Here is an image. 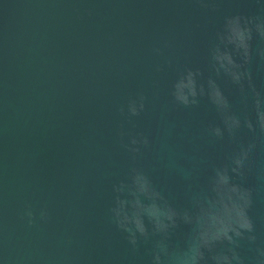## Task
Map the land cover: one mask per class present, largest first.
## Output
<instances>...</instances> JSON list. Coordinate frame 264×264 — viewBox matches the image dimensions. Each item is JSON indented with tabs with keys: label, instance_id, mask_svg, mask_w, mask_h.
Returning a JSON list of instances; mask_svg holds the SVG:
<instances>
[{
	"label": "water",
	"instance_id": "1",
	"mask_svg": "<svg viewBox=\"0 0 264 264\" xmlns=\"http://www.w3.org/2000/svg\"><path fill=\"white\" fill-rule=\"evenodd\" d=\"M232 16L251 20L247 62L233 56L248 73L242 88L210 56L233 50L224 38ZM257 22L264 0H0V264H153L161 236L148 219V235L132 244L113 212L120 202L123 214L138 211L133 171L177 212L164 242L182 248L193 228L182 214L199 213L205 196L216 208L228 200L210 177L249 144L229 175L248 193L253 228L217 247H231L239 264H264V132L252 108L254 92L264 98ZM188 71L196 95L185 105L174 92ZM210 81L240 120L231 133ZM130 102L143 108L133 115Z\"/></svg>",
	"mask_w": 264,
	"mask_h": 264
},
{
	"label": "clouds",
	"instance_id": "2",
	"mask_svg": "<svg viewBox=\"0 0 264 264\" xmlns=\"http://www.w3.org/2000/svg\"><path fill=\"white\" fill-rule=\"evenodd\" d=\"M250 24V19H244L240 16L227 18L224 25V38L227 43L232 45L233 50L231 52L227 49L222 51L217 47L213 48L210 54L211 60L215 65H218L219 69L223 70L224 75L233 84L240 85L241 88V81L247 77L248 73L246 70L241 71V65L233 59V56L239 54L247 62L249 41L252 38ZM253 27L258 35L264 37V23L257 22ZM195 95L193 73L188 71L176 83L174 97L176 101L186 105L190 102L189 97H195ZM209 96L222 115L224 129L229 133L237 129L240 126V120L229 113L228 100L211 81L209 82ZM191 102L195 103V100ZM138 108H143V105L133 102L128 105V111L133 115L137 113ZM252 108L255 112V124L261 132H264V98L258 92L253 93ZM245 124L250 130L252 129L253 124L247 119H245ZM211 131L217 137L221 135L219 127L212 128ZM135 142L134 140L133 143ZM143 142L146 143V141ZM251 148L252 145L249 144L247 149H241L239 154L234 155L231 159V167L213 169L209 185L217 193L221 191L230 192L232 195L226 202L222 201L220 207L216 208L205 196L196 202L199 213L196 212L191 216L187 212L182 214V220L193 225L192 232L184 247L169 249L164 242L170 230L176 225L177 212L162 200L142 172L133 171L130 185V194L136 197L138 211L133 213L131 217L123 214V202H120L113 209L118 226L125 228L129 234V242L135 244L137 234L142 237L148 235L141 217L148 219L151 224V232L161 236L155 245L157 250L152 256L153 264H233V261L239 264V257L231 247L218 249L217 246L224 242H227V245H234L236 243L234 238L241 237L244 232L250 233L252 231V222L244 211L249 204L248 193L233 183V176L229 175V172L238 174ZM139 195H143L149 202L142 204L138 198ZM248 239L251 240L254 237L249 236ZM162 256L164 257L163 261L161 260Z\"/></svg>",
	"mask_w": 264,
	"mask_h": 264
}]
</instances>
